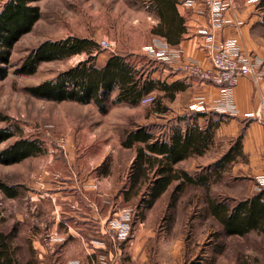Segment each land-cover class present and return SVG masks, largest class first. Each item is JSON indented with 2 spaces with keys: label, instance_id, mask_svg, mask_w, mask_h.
<instances>
[{
  "label": "rangeland",
  "instance_id": "obj_1",
  "mask_svg": "<svg viewBox=\"0 0 264 264\" xmlns=\"http://www.w3.org/2000/svg\"><path fill=\"white\" fill-rule=\"evenodd\" d=\"M146 1L40 0L35 3L40 19L11 50L7 76L0 79V132L12 136L0 142V156L18 141H35L40 148L21 161L0 162V183L15 193L11 197L0 188V229L14 231L13 247L21 264H113L115 258L120 264H264V233L226 236L207 210L209 198L240 201L264 189L241 167L247 161L243 153L220 163L238 138H217L215 131L208 154L176 166L191 174H212L209 189L187 185L177 194L174 182L146 208L151 182L130 201L124 198L137 147L125 148L122 142L141 127L168 136L175 126H184L180 117L194 121L193 104L183 110L160 87L152 94L153 103L138 106L115 102L113 93L106 113L93 102H56L30 94L29 88L55 79L86 59L85 54L42 62L30 75L16 73L43 42L75 36L96 43L101 51L97 65L110 54H133L132 60L151 77L153 71L162 75V65L145 54L154 25ZM256 32L264 44V24ZM105 39L115 44V52L101 48ZM207 113L199 118L204 127L228 118ZM118 222L130 227L122 240H114L110 231Z\"/></svg>",
  "mask_w": 264,
  "mask_h": 264
},
{
  "label": "trees",
  "instance_id": "obj_2",
  "mask_svg": "<svg viewBox=\"0 0 264 264\" xmlns=\"http://www.w3.org/2000/svg\"><path fill=\"white\" fill-rule=\"evenodd\" d=\"M38 1L40 0H0V79L7 76L14 45L33 29L41 17L40 7L35 4ZM156 2L161 23L154 32L173 42L177 32L173 27L174 19L170 16L174 2ZM260 6L264 9V0H261ZM100 52L96 43L88 38L71 36L60 41H46L25 57L16 73L30 75L37 71L42 62L85 54L86 59L61 72L55 79L44 81L28 91L35 97L56 102H93L102 113H106V102L115 92V102L138 106L144 96L159 87L170 100L174 99L177 92L185 89L180 82L168 84L152 78L144 66L140 67L138 62L132 60L133 54H110L103 64L97 65ZM164 110L163 107L161 111ZM207 115V112H196L191 116L194 118L192 122L190 117H180L179 121H184V126H175L164 138L156 136L145 127L127 133L122 145L125 148L137 147V155L132 165L129 187L124 191L126 201L137 196L143 186L150 182L151 199L147 201L146 208H151L174 182H178L175 187L177 194L182 193L187 185L209 189L212 174H191L176 167L192 156L203 155L214 143L215 131L221 121H209L204 127L199 123V118ZM11 136L10 132H0V142ZM234 146L220 163L225 165L224 162L234 161L237 154H242V136L238 137ZM39 151L35 141H18L1 153L0 162L11 164L34 156ZM0 188L9 196H15L13 189L5 184L0 183ZM176 200L177 196L174 202ZM207 206L209 214L220 224L226 236L264 233V189L240 201L209 198ZM14 238V231L5 233L0 229V264H21L16 257L17 250L13 247Z\"/></svg>",
  "mask_w": 264,
  "mask_h": 264
},
{
  "label": "crops",
  "instance_id": "obj_3",
  "mask_svg": "<svg viewBox=\"0 0 264 264\" xmlns=\"http://www.w3.org/2000/svg\"><path fill=\"white\" fill-rule=\"evenodd\" d=\"M172 1L174 5L170 16L174 19L173 27L177 30L173 42L154 32L161 23V17L156 9V0L146 1L154 25L151 30L153 42L145 54L154 64H161L163 68L162 75L153 71L152 78L157 76L156 80L168 84L180 82L185 86L184 90L176 93L173 100L167 98L171 103L183 105V110L202 101L204 110L200 112L209 110L228 117L216 129V137L225 136L233 140L242 136V153L247 161L241 167L250 171L257 179L264 177V44L256 32L264 24V9L260 6V0H236L234 8L224 13L222 26L214 29L217 43H225L234 54L248 55L259 62L257 82L250 76L243 77L236 87L228 91L198 79L190 81L188 75L181 70L183 61H194L204 68L211 66L208 42L203 32L210 28V20L207 10L198 1ZM151 49L158 52L164 49L173 54V58L167 62L159 60L151 53ZM183 99L186 100L185 104H182ZM182 111L179 110L180 114ZM208 153L209 151L203 156ZM201 158L202 156H198L195 159ZM109 254L112 255L111 251ZM112 263L120 264V261L115 258Z\"/></svg>",
  "mask_w": 264,
  "mask_h": 264
},
{
  "label": "built area",
  "instance_id": "obj_4",
  "mask_svg": "<svg viewBox=\"0 0 264 264\" xmlns=\"http://www.w3.org/2000/svg\"><path fill=\"white\" fill-rule=\"evenodd\" d=\"M200 2L207 10L210 28L204 30L207 40V50L210 53L211 66L209 68L202 67L194 61H183L180 65L181 70L187 75L194 77L202 82H206L218 87H222L226 91L233 89L238 85L243 77H252L258 81L256 58L243 54H234L231 47L225 43L216 42V34L214 29L219 28L223 24L224 13L234 8L236 0H196ZM259 1V0H255ZM101 48L115 52V44L109 40L101 42ZM159 60L165 62L171 61L173 54L166 52L164 49L155 51L151 49ZM155 98L152 94L147 95L141 100L142 104L153 103ZM197 112L204 110L202 101H198L191 107ZM261 185H264V177L258 179ZM129 225L126 222H118V225L111 227L114 240H122L127 237Z\"/></svg>",
  "mask_w": 264,
  "mask_h": 264
}]
</instances>
